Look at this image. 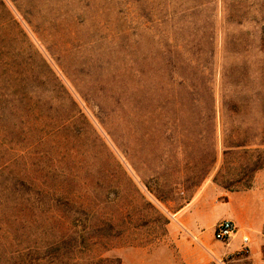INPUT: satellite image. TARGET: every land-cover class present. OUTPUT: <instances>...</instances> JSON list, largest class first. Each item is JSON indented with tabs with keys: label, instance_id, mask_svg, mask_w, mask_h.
<instances>
[{
	"label": "rangeland",
	"instance_id": "obj_1",
	"mask_svg": "<svg viewBox=\"0 0 264 264\" xmlns=\"http://www.w3.org/2000/svg\"><path fill=\"white\" fill-rule=\"evenodd\" d=\"M260 180L264 0H0V264H249Z\"/></svg>",
	"mask_w": 264,
	"mask_h": 264
},
{
	"label": "crops",
	"instance_id": "obj_2",
	"mask_svg": "<svg viewBox=\"0 0 264 264\" xmlns=\"http://www.w3.org/2000/svg\"><path fill=\"white\" fill-rule=\"evenodd\" d=\"M219 217L233 221L237 229L236 235L225 243L226 252L246 256L249 264H264L261 247L264 240V180L254 186L230 191L221 203ZM244 232L251 238L248 252L240 250L241 235Z\"/></svg>",
	"mask_w": 264,
	"mask_h": 264
},
{
	"label": "built area",
	"instance_id": "obj_3",
	"mask_svg": "<svg viewBox=\"0 0 264 264\" xmlns=\"http://www.w3.org/2000/svg\"><path fill=\"white\" fill-rule=\"evenodd\" d=\"M237 233L236 226L233 221L229 219H221L215 223L213 227V238L221 243H227ZM194 240L198 241V237L194 236ZM251 243L250 235L246 232L241 235V252H248Z\"/></svg>",
	"mask_w": 264,
	"mask_h": 264
}]
</instances>
